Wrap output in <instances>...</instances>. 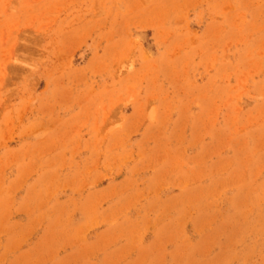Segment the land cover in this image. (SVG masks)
<instances>
[{
  "label": "rangeland",
  "instance_id": "1",
  "mask_svg": "<svg viewBox=\"0 0 264 264\" xmlns=\"http://www.w3.org/2000/svg\"><path fill=\"white\" fill-rule=\"evenodd\" d=\"M0 264H264V0H0Z\"/></svg>",
  "mask_w": 264,
  "mask_h": 264
}]
</instances>
